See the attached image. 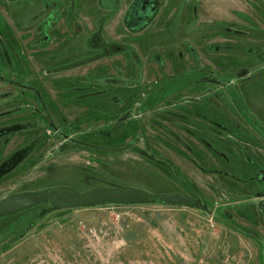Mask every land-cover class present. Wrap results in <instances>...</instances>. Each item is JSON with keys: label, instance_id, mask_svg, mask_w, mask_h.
I'll return each instance as SVG.
<instances>
[{"label": "rangeland", "instance_id": "1", "mask_svg": "<svg viewBox=\"0 0 264 264\" xmlns=\"http://www.w3.org/2000/svg\"><path fill=\"white\" fill-rule=\"evenodd\" d=\"M129 1L114 12L125 7L123 33L100 35L96 47L89 36L78 44L73 27L83 15L99 19L98 8L0 0V127L25 123L0 136V163L21 159L0 180V203L18 192L112 186L197 204L46 201L0 216V264H264V0ZM152 92L171 96V112L135 99ZM35 107L68 135L32 117ZM115 125L131 131L116 137Z\"/></svg>", "mask_w": 264, "mask_h": 264}, {"label": "water", "instance_id": "2", "mask_svg": "<svg viewBox=\"0 0 264 264\" xmlns=\"http://www.w3.org/2000/svg\"><path fill=\"white\" fill-rule=\"evenodd\" d=\"M82 143L90 145L85 142ZM128 146L129 144L119 148L105 147V149L122 151ZM46 201H50L55 208L90 207L104 202L115 204L161 203L178 207L195 206L197 204L195 198L188 194L177 192L152 194L139 187L118 189L112 186H98L85 193H80L71 187L59 186L40 192H19L6 197L0 203V216Z\"/></svg>", "mask_w": 264, "mask_h": 264}, {"label": "crops", "instance_id": "3", "mask_svg": "<svg viewBox=\"0 0 264 264\" xmlns=\"http://www.w3.org/2000/svg\"><path fill=\"white\" fill-rule=\"evenodd\" d=\"M86 1L87 0H71L72 3L75 2V6H78L79 9L80 7H83L82 8L83 12H85L84 9L86 8L84 7V5L86 4L91 15L92 13L97 12V8H98L99 13L102 15H99L100 16L99 19H96L97 15H93L91 22L89 21L85 22V16L84 15L82 16V20H83L82 24L75 25V27H73V29H75V32L77 33L78 38H79V40L77 41L78 44L82 40L83 36H84L83 38H85V36H89L88 42L91 43L92 45L96 43V47H99L104 42V40L100 39L99 37L100 35L107 42L111 40L112 38H116L118 34H120V32L123 33V29L125 28L123 25L124 16L126 14V10H124L125 7L118 10L117 13H114L115 11H117L116 9L118 8V4L120 3L119 2L120 0H90L88 4L86 3ZM126 1L128 2L129 0H126ZM129 4H130V1H129ZM40 10L41 8L37 9V12H40ZM33 15L34 13L31 14V18ZM43 15H46V13H44ZM35 19L36 20L33 23L37 25L39 23L37 22V20L41 18H35ZM62 19H67V16L64 14ZM101 19H104V20L101 22ZM100 22H101V27L100 29H98V25L100 24ZM118 24L119 26L121 25L122 29L118 30L117 28ZM53 30H51L50 32V34L52 35V39H51L52 44L56 42L55 38H53V34H52ZM27 31H28L27 28H26V31H24L23 29L18 30L20 35L26 33ZM105 36H107V38Z\"/></svg>", "mask_w": 264, "mask_h": 264}, {"label": "flooded vegetation", "instance_id": "4", "mask_svg": "<svg viewBox=\"0 0 264 264\" xmlns=\"http://www.w3.org/2000/svg\"><path fill=\"white\" fill-rule=\"evenodd\" d=\"M142 8L143 9H145L146 8V10H145V12L147 11V6H146V4H144V6H142ZM246 81V80H245ZM242 82H244V80H242ZM81 95V94H80ZM78 96V102H80L82 99L81 98H83V96ZM127 97H128V94L126 95ZM115 97V96H114ZM155 98L157 99V101L155 102L154 100H155ZM167 98H169V100H167ZM83 99H85V98H83ZM135 99H141V100H139V101H142V104H144V105H146L145 106V108L148 106V107H151V105L152 104H157L159 101L160 102H162L161 104H160V102L158 103V104H160L158 107H154L155 109H159V110H161L162 112H164V111H167V112H171V107L173 106V103H172V98H171V96H169V97H165V96H161L160 95V92L159 93H157V95H153V92L150 94V95H147L146 93H143L142 94V96L141 97H137V98H135ZM151 100L153 101V103L151 104ZM78 108H80V106H78ZM81 109V108H80ZM34 114L32 113V117L34 116V117H36L37 118V116L36 115H38L39 117L41 116V117H45L46 119H47V121H48V123H49V125L50 126H53L54 128H55V130H61V132H62V136H65V135H68V132H67V130H64L63 128H57V123H61L62 121L61 120H59V122H58V120H57V118H55V117H53L52 116V119L49 117V115H51V114H49V113H46V112H41V110H39L37 107H35L34 109ZM55 110H57L56 108H55ZM82 110V109H81ZM83 111V113L82 112H78V115H82V116H77V118H78V120H82L83 122L85 121V117H86V112H85V109L84 110H82ZM56 114H58V112L57 111H54ZM36 113V114H35ZM5 114H8V113H5L4 112V114H2V115H5ZM63 115L65 116V114L63 113ZM88 115H90V113H88ZM60 118H62V119H64L63 117H62V115H60ZM38 119V118H37ZM142 119V118H141ZM132 120V119H131ZM136 120H138V121H140V119H136ZM123 121H125V120H123ZM27 122V121H26ZM24 123V120H20L19 121V123H17L16 124V128H8V129H3V127H0L1 129H0V136L1 135H3V134H7V133H11V131L12 130H15V129H17V130H24V127H25V123ZM20 126H22V127H20ZM116 126V125H115ZM117 127V126H116ZM121 127H122V125H121ZM116 129H119V127H117ZM130 131H131V129H130ZM130 131L129 132H127V129L126 128H120L119 129V133H117L116 134V137H124V135L126 136V134H129L130 133ZM115 138V137H114ZM70 140H71V142L72 143H74V144H81V145H85V146H91V147H93V146H99L98 148H101V147H103L102 149H104L105 147L106 148H109V147H107V146H102V144H100V145H97V144H92V143H90V145H86V144H84V143H82V142H85V143H87L86 141H83V140H81V139H79V138H77V137H71V138H69ZM119 139V138H118ZM89 144V143H88ZM126 145H128V144H126ZM125 146V145H124ZM130 146V145H129ZM128 146V147H129ZM60 149H61V151L63 150H67V149H69L68 147H67V144L66 143H64L63 145H60ZM67 147V148H66ZM123 147V146H122ZM127 147V148H128ZM112 148H119V147H112ZM126 148V149H127ZM125 150V149H124ZM20 153L19 152H16V153H14V154H12L11 156H8V157H6L1 163H0V180L3 178V176L5 175V174H8L13 168H15L16 166H17V164H19V162H20ZM259 179H260V182L262 183V184H264V171H261L260 173H259ZM261 191H263L262 189H261V187H259V190H258V193H260ZM19 193V192H18ZM262 203V206L264 207V202H261ZM26 209V208H25ZM15 212H17V211H15ZM12 213H14V212H12ZM12 213H9V214H12ZM9 214H6V215H9ZM6 215H3V216H6Z\"/></svg>", "mask_w": 264, "mask_h": 264}, {"label": "trees", "instance_id": "5", "mask_svg": "<svg viewBox=\"0 0 264 264\" xmlns=\"http://www.w3.org/2000/svg\"><path fill=\"white\" fill-rule=\"evenodd\" d=\"M123 205H125V204H123ZM126 205H128V204H126ZM164 205V204H163ZM165 206H169V205H165ZM170 207H178V206H170ZM187 214L186 213H184V214H182L181 215V219H187V216H186ZM156 220V217L155 218H153L151 221H155ZM189 221V220H188ZM135 227H137V230H135V231H138L139 230V226H135ZM131 232V231H130ZM129 231L127 232V235L130 233ZM128 238H130V236H128ZM130 240V239H129Z\"/></svg>", "mask_w": 264, "mask_h": 264}]
</instances>
